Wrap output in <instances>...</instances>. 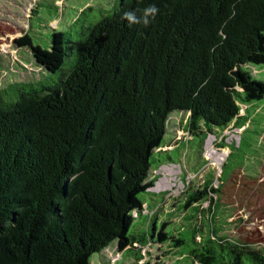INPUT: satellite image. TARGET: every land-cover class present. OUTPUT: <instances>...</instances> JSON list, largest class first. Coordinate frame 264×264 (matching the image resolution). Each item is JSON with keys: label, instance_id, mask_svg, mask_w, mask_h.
<instances>
[{"label": "trees", "instance_id": "trees-1", "mask_svg": "<svg viewBox=\"0 0 264 264\" xmlns=\"http://www.w3.org/2000/svg\"><path fill=\"white\" fill-rule=\"evenodd\" d=\"M149 5L158 12L148 24L122 19L140 18ZM95 21L75 43L55 30L47 49L27 33L13 41L50 74L67 51L75 58L54 86L0 91V264H90L113 243L139 261L155 239L151 222L145 234L135 223L151 209L139 196L154 195L150 160L168 117L186 114L201 146L208 135L242 128L241 108L264 100V82L248 69L264 67V0H116ZM210 186L192 192L185 208L204 201L217 214ZM216 234L198 243L195 262L264 264L263 251ZM167 240L174 249L185 244L161 231L154 241Z\"/></svg>", "mask_w": 264, "mask_h": 264}, {"label": "rangeland", "instance_id": "rangeland-1", "mask_svg": "<svg viewBox=\"0 0 264 264\" xmlns=\"http://www.w3.org/2000/svg\"><path fill=\"white\" fill-rule=\"evenodd\" d=\"M115 3L116 0H0V91L16 83L54 86L63 78L62 73L69 72V59L74 62V54L67 51L69 58L59 72H44L35 66L27 47L16 50L15 39L27 33L33 46L47 49L55 30L75 43L84 38L81 35L87 32L89 22L110 13ZM81 11L84 14L75 22ZM248 69L254 79L264 82V67ZM243 112L247 122L242 128L208 135L201 146L197 137L192 139L187 133V115L171 114L160 154H153L150 160L149 179L158 178L151 190L154 195L139 196L141 201H147L150 212L135 221L142 234L146 233L142 225L151 222L149 234H155V239L141 251L139 261L119 252L113 243L94 255L90 264H198L193 259L194 251L200 250L203 238L210 237L212 230L221 235L217 237L224 236L249 246L251 251L264 253V100L241 108L240 114ZM154 160L163 164L157 166ZM206 184L217 191L210 195L217 214L204 201L185 208L186 198ZM159 231L185 244L174 249L168 240L156 243Z\"/></svg>", "mask_w": 264, "mask_h": 264}, {"label": "clouds", "instance_id": "clouds-1", "mask_svg": "<svg viewBox=\"0 0 264 264\" xmlns=\"http://www.w3.org/2000/svg\"><path fill=\"white\" fill-rule=\"evenodd\" d=\"M157 12L158 8L155 5H149L143 10L142 16L140 18H137L133 12H125L122 19L127 20L129 24L143 23L146 25L149 23V18L154 17Z\"/></svg>", "mask_w": 264, "mask_h": 264}]
</instances>
